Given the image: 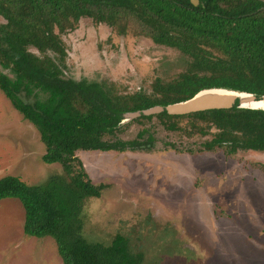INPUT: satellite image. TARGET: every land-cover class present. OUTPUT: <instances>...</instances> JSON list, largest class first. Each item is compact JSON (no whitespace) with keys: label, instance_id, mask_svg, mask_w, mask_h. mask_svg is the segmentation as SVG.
I'll return each instance as SVG.
<instances>
[{"label":"trees","instance_id":"16d2710c","mask_svg":"<svg viewBox=\"0 0 264 264\" xmlns=\"http://www.w3.org/2000/svg\"><path fill=\"white\" fill-rule=\"evenodd\" d=\"M0 91L39 133L44 164H59L60 175L29 186L18 177L0 178V201L17 200L26 237L51 238L62 264H142L127 240L110 248L83 237L85 203L107 186L94 185L77 152H149L151 127L131 140L119 134L132 124L156 119L168 132L209 139L194 153H264V109L211 110L181 117L166 113L121 125L123 115L184 102L198 92L224 89L264 97V3L256 0H0ZM133 33L177 50L185 69L169 80L155 79L150 92L120 93L118 86L63 72L67 57L59 38L81 19ZM187 120V128L179 122ZM192 136V135H190Z\"/></svg>","mask_w":264,"mask_h":264},{"label":"rangeland","instance_id":"374dc122","mask_svg":"<svg viewBox=\"0 0 264 264\" xmlns=\"http://www.w3.org/2000/svg\"><path fill=\"white\" fill-rule=\"evenodd\" d=\"M59 38L66 78L113 83L120 93L150 92L155 79L167 81L187 63L177 50L85 18ZM143 126L156 138L149 152L76 154L91 182L107 186L84 205L87 242L110 248L122 236L142 264H264V153L189 154L209 136L168 132L156 119L119 138L131 140ZM44 153L38 131L0 91V178L32 186L60 175L59 164L42 162ZM23 222L17 200L0 201V264H62L54 241L26 237Z\"/></svg>","mask_w":264,"mask_h":264},{"label":"water","instance_id":"95a60500","mask_svg":"<svg viewBox=\"0 0 264 264\" xmlns=\"http://www.w3.org/2000/svg\"><path fill=\"white\" fill-rule=\"evenodd\" d=\"M256 1L264 3V0ZM190 2L193 6H198V0H190ZM258 102H261L262 105L259 107L254 106ZM234 106H237L238 109L262 110L264 109V97L257 100L254 95L247 93L224 89L203 90L184 102L166 107L155 106L144 111L124 114L121 125H125L142 116L151 117L166 113L168 116L181 117L211 110H229Z\"/></svg>","mask_w":264,"mask_h":264},{"label":"bare ground","instance_id":"6f19581e","mask_svg":"<svg viewBox=\"0 0 264 264\" xmlns=\"http://www.w3.org/2000/svg\"><path fill=\"white\" fill-rule=\"evenodd\" d=\"M261 105H262V103H261V102H258V103H256L254 106L259 107V106H261Z\"/></svg>","mask_w":264,"mask_h":264}]
</instances>
